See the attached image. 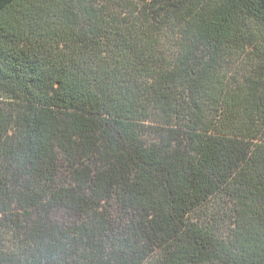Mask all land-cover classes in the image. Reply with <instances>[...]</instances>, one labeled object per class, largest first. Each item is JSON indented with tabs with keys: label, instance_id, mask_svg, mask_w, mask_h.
<instances>
[{
	"label": "trees",
	"instance_id": "16d2710c",
	"mask_svg": "<svg viewBox=\"0 0 264 264\" xmlns=\"http://www.w3.org/2000/svg\"><path fill=\"white\" fill-rule=\"evenodd\" d=\"M0 264H264V0H0Z\"/></svg>",
	"mask_w": 264,
	"mask_h": 264
}]
</instances>
